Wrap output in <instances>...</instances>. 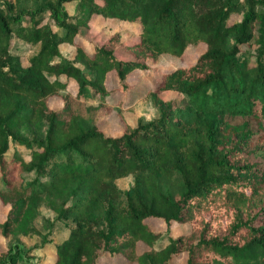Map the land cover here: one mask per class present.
Segmentation results:
<instances>
[{
    "label": "trees",
    "instance_id": "obj_1",
    "mask_svg": "<svg viewBox=\"0 0 264 264\" xmlns=\"http://www.w3.org/2000/svg\"><path fill=\"white\" fill-rule=\"evenodd\" d=\"M94 18L138 38L107 24L85 47ZM201 43L146 92L157 115L130 125L129 76ZM0 204V264H28L11 238L45 235L42 205L63 225L50 264H264V0H0Z\"/></svg>",
    "mask_w": 264,
    "mask_h": 264
},
{
    "label": "rangeland",
    "instance_id": "obj_2",
    "mask_svg": "<svg viewBox=\"0 0 264 264\" xmlns=\"http://www.w3.org/2000/svg\"><path fill=\"white\" fill-rule=\"evenodd\" d=\"M75 1H70L65 3L66 10L72 14L75 11ZM237 16L234 15L232 19H235ZM107 24H110L113 29H124L125 32L123 34V38L125 40L134 41L138 38L139 27L135 23H127V22H117L112 19L103 20L100 18H94L90 21V26L87 28H83V36L81 39V43L85 46H89L90 40H103L106 39L111 30L107 27ZM254 44L251 47H247V49L252 51ZM62 52L72 57L75 53V46L70 42H64L61 44ZM204 50V44H199L198 46H191L187 48L181 58L174 57L171 55L164 54L159 60L155 63H150L152 65L153 70L141 71L135 70L130 76V80H132V86L129 89V95L126 97L125 105L126 110L124 112V116L127 122L130 125H135L139 118H144L146 120H150L157 115L156 108L145 98V94L148 89L154 87L157 83L158 78L160 77L163 71L168 69H172L175 66L179 65H189L192 64L195 58L202 53ZM250 61L253 60V57L249 55ZM114 84V82H113ZM72 86V84H71ZM174 92L164 91L162 96L171 97L174 96ZM115 96L117 98H125L124 94L120 91L115 92ZM51 104L56 105L59 102L57 97H52L50 99ZM109 130L113 134H117L120 132V129L115 126L109 127ZM120 183L122 187L127 186L126 180H122ZM7 207L0 204V222L5 218V212ZM55 215L52 211H50L47 207L41 206L40 212L34 223L41 230V232L45 235H20L17 238H11V242H18L22 249L26 251L24 256L20 259V262H27L28 264H50L55 257V248L54 243L60 241L63 238V234L59 232L62 231L61 223L57 222L55 219ZM45 219H49L50 221L53 219V226H50ZM151 227L155 230H165L166 225L161 220L148 219L147 220ZM188 229L187 225L184 224H174L173 225V235H177L178 233L185 231ZM48 240V241H47ZM163 241V240H161ZM0 248H5V242L0 234ZM147 248L146 244L143 242H138V249L142 251ZM186 253H182L180 256L174 257L171 259V264H184L186 261ZM115 262L114 257H106L101 264H113ZM136 264V263H134Z\"/></svg>",
    "mask_w": 264,
    "mask_h": 264
}]
</instances>
